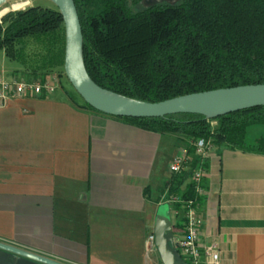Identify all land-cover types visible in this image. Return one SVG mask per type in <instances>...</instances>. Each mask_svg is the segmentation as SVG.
<instances>
[{
    "label": "crops",
    "instance_id": "obj_1",
    "mask_svg": "<svg viewBox=\"0 0 264 264\" xmlns=\"http://www.w3.org/2000/svg\"><path fill=\"white\" fill-rule=\"evenodd\" d=\"M253 127L264 126L248 128V144L264 136ZM185 146L181 135L76 106L60 89L8 101L0 107V243L60 264H162L145 242L158 211L181 223L164 182ZM207 163L199 242L217 244L218 264H264V154L220 145ZM0 264L45 263L0 249Z\"/></svg>",
    "mask_w": 264,
    "mask_h": 264
},
{
    "label": "trees",
    "instance_id": "obj_2",
    "mask_svg": "<svg viewBox=\"0 0 264 264\" xmlns=\"http://www.w3.org/2000/svg\"><path fill=\"white\" fill-rule=\"evenodd\" d=\"M73 1L85 70L103 89L158 102L210 89L264 84V0H179L136 12L128 0ZM28 37L46 42L41 69L63 66L64 27L56 7L35 5L1 17L0 51L8 59L16 58L20 41ZM64 93L74 105L97 112L79 102L76 92ZM115 118L146 131L186 138L188 162L164 182L167 197L201 201L191 177L198 167L206 173L208 163L194 153L192 143L197 139L264 154V136L249 144L245 140L249 127L264 126V106L215 118L200 114ZM173 208L183 212L179 203ZM179 221L172 228H181V217Z\"/></svg>",
    "mask_w": 264,
    "mask_h": 264
},
{
    "label": "water",
    "instance_id": "obj_3",
    "mask_svg": "<svg viewBox=\"0 0 264 264\" xmlns=\"http://www.w3.org/2000/svg\"><path fill=\"white\" fill-rule=\"evenodd\" d=\"M8 0H0V6ZM62 17L64 27L63 72L82 101L99 113L113 117H163L172 114H200L215 118L227 113L264 106V84H246L187 93L158 102L128 98L103 89L88 76L82 57V31L73 0H50ZM179 0H141L143 8L175 4ZM154 245L162 264H187L172 244L170 219L158 211L153 228ZM0 249L43 262L60 264L0 243Z\"/></svg>",
    "mask_w": 264,
    "mask_h": 264
},
{
    "label": "built area",
    "instance_id": "obj_4",
    "mask_svg": "<svg viewBox=\"0 0 264 264\" xmlns=\"http://www.w3.org/2000/svg\"><path fill=\"white\" fill-rule=\"evenodd\" d=\"M54 89L53 82L49 79L44 80H25L13 79L6 77L0 72V107L4 106L8 101L27 95L41 96L43 93H49ZM194 153L202 159L208 158L214 151V144L211 140L197 139L192 143ZM188 149L182 147L172 158L168 166L169 174H177L181 172L188 162ZM205 173L201 168L193 171L191 180L196 196L203 194L202 179ZM165 201L174 204L179 203L183 208L181 213L182 227L172 232V244L175 251L187 264H218L219 249L217 244H201L199 242V227L201 217L198 211V203L196 198L181 200L176 195L166 196ZM175 214H177L175 212ZM145 250L147 252L156 250L154 245V235L151 232L145 242Z\"/></svg>",
    "mask_w": 264,
    "mask_h": 264
},
{
    "label": "rangeland",
    "instance_id": "obj_5",
    "mask_svg": "<svg viewBox=\"0 0 264 264\" xmlns=\"http://www.w3.org/2000/svg\"><path fill=\"white\" fill-rule=\"evenodd\" d=\"M16 2L22 4V7L18 10H22L27 7L35 6V5L48 7V8L55 7L52 4V2H49L48 0H8L5 4L0 6V12L2 11L3 8H8L10 5ZM128 4L133 12H136L141 8H143L141 1L137 5H132L131 0H128ZM13 11H17V10H13ZM45 51H46L45 40L43 39L36 40L30 37L25 38L22 41H20L18 45V52L14 60L8 59L4 55L3 51H0V72L3 73L5 76L13 79H20V78L25 80L49 79L50 81L53 82L54 88L60 89L63 92L68 91L74 94L75 91L73 90L72 86L70 85V83L68 82V80L64 75L63 67L46 69L45 71L40 68L41 59L42 56L45 54ZM75 97L79 102H81L82 99H80V97H77L76 95ZM254 128L264 129V127H253L250 129V131ZM181 138L186 140V138L183 136H181ZM246 138H248V135ZM161 211L163 212V210Z\"/></svg>",
    "mask_w": 264,
    "mask_h": 264
},
{
    "label": "bare ground",
    "instance_id": "obj_6",
    "mask_svg": "<svg viewBox=\"0 0 264 264\" xmlns=\"http://www.w3.org/2000/svg\"><path fill=\"white\" fill-rule=\"evenodd\" d=\"M49 2H51L50 0H48ZM22 7V4L19 2H16L12 5H10L8 8H3L2 11L0 12V18L3 14H5L8 11H13V10H18Z\"/></svg>",
    "mask_w": 264,
    "mask_h": 264
}]
</instances>
